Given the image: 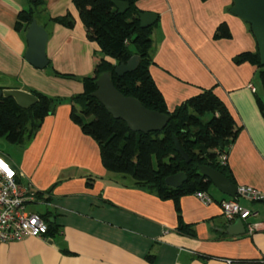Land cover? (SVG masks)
<instances>
[{"label":"crops","instance_id":"obj_1","mask_svg":"<svg viewBox=\"0 0 264 264\" xmlns=\"http://www.w3.org/2000/svg\"><path fill=\"white\" fill-rule=\"evenodd\" d=\"M42 1L34 20L48 33L52 67L44 70L26 60L29 29H15L19 13L34 9L32 2L0 0V88L63 102L23 144L0 137V158L17 170L21 185L37 192L27 212L47 215L57 232L0 242V264H264V201L231 198L212 186L209 205L195 193L183 196L180 218L172 200L104 167L98 143L70 117V99L83 92L80 79L93 75L100 48L88 40L73 0ZM136 6L159 18L150 72L169 110L214 89L240 130L228 153L234 183L264 196V117L258 107L264 91L255 65L234 62L241 53L257 52L258 44L249 24L231 13L234 0H140ZM68 13L76 19L74 29L50 21ZM222 23L229 39L214 38ZM54 70L76 79L56 77ZM230 199L253 213L240 236L227 233L235 221L225 219L221 203ZM181 223L194 236L179 232Z\"/></svg>","mask_w":264,"mask_h":264},{"label":"trees","instance_id":"obj_2","mask_svg":"<svg viewBox=\"0 0 264 264\" xmlns=\"http://www.w3.org/2000/svg\"><path fill=\"white\" fill-rule=\"evenodd\" d=\"M119 1L129 4L125 14L118 12L112 0H73L88 40L99 46L102 56L93 75L80 79L84 90L71 97L70 117L85 135L98 143L102 163L108 171L130 176L139 187L155 191L162 200H172L181 218L180 199L197 192L209 194L213 186L200 174L201 166L217 170L236 185L228 164H222L221 157L228 156L240 130L230 109L214 89L202 90L175 110H169L150 72L153 65L152 34L159 20L154 26L143 29L139 15L144 12L136 6L140 0ZM31 2L34 9L23 10L17 16L15 29L19 32L29 29L35 18V9L43 4L42 0ZM50 21L67 29L76 26V19L70 13L51 18ZM249 28L251 31L250 25ZM230 37L228 25L222 23L214 38ZM133 56L139 57L137 69L119 77L115 72L116 67L126 64ZM234 62L255 65L264 91V66L259 49L255 53L239 54ZM49 67H52L50 63ZM105 73L110 75L114 86L123 95L137 99L149 110L168 115L170 122L165 130L150 134L135 133L123 120L115 119L91 96L97 90L96 81ZM53 74L60 78L76 79L74 75L61 74L56 70ZM31 93L38 98V103L29 109L21 108L11 97L0 98V137L11 144H23L32 139L44 120L53 115L56 106L63 102L36 91ZM258 107L264 117V96H258ZM206 116L211 118L207 122ZM175 141L190 157L189 164L178 152ZM179 173H185L188 181L179 188L168 185L167 179ZM41 216L48 224V235H54L57 227L47 215ZM178 231L194 236L192 229L183 223Z\"/></svg>","mask_w":264,"mask_h":264},{"label":"water","instance_id":"obj_3","mask_svg":"<svg viewBox=\"0 0 264 264\" xmlns=\"http://www.w3.org/2000/svg\"><path fill=\"white\" fill-rule=\"evenodd\" d=\"M112 3L120 14H125L129 8V4L126 2L112 0ZM231 13L250 25L252 33L257 40L261 64L264 66V0H234V7ZM139 18L143 29L154 26L158 20V16L152 13H142ZM26 39L28 42L26 60L37 69H46L50 63L46 54L48 33L33 20ZM138 64L139 57L133 56L126 64L118 65L115 72L119 77H122L127 73L134 72ZM96 84L97 90L91 96L96 98L115 119L123 120L131 131L144 134L162 132L170 122L168 115L149 110L137 99L123 95L114 86L108 73L103 74L96 81ZM1 97L15 99L23 109H29L38 103L36 96L21 90H0ZM175 144L182 158L189 164L191 162L190 157L184 152L178 141H175ZM199 171L222 194L231 198L237 197L238 186L230 183L223 174L208 166H201ZM187 181V175L179 173L169 177L166 182L171 187L179 188ZM227 233L236 236L245 234L244 221L241 219L236 220L227 228Z\"/></svg>","mask_w":264,"mask_h":264},{"label":"built area","instance_id":"obj_4","mask_svg":"<svg viewBox=\"0 0 264 264\" xmlns=\"http://www.w3.org/2000/svg\"><path fill=\"white\" fill-rule=\"evenodd\" d=\"M255 91V90H254ZM222 164H227L228 156L221 157ZM0 242L12 243L25 238H47L48 224L36 213H28V203L37 199V192L28 186L21 185L17 170L4 158H0ZM205 205L213 202L212 197L205 192L195 193ZM237 197H247L262 201L264 196L251 187H239ZM223 215L228 222L247 220L253 213L241 206L237 199L221 203ZM227 264H246L228 260Z\"/></svg>","mask_w":264,"mask_h":264},{"label":"rangeland","instance_id":"obj_5","mask_svg":"<svg viewBox=\"0 0 264 264\" xmlns=\"http://www.w3.org/2000/svg\"><path fill=\"white\" fill-rule=\"evenodd\" d=\"M29 1L31 2V0H29ZM32 1H33V0H32ZM36 17H37V18H41V17L38 16L37 14H36ZM39 21H41V20H39ZM209 119H211L210 116H206V118H205V122H207ZM118 175H119V174H118ZM121 175H122V174H121ZM129 178H130V176H129ZM130 179H131V178H130ZM213 187H214V186H213ZM214 190H215V187L211 189L212 192H214ZM35 207H38V208H36L35 211H38V212L44 214V211H45V208H44V207H42V208L39 207V206H35ZM35 207H34V209H35Z\"/></svg>","mask_w":264,"mask_h":264},{"label":"snow or ice","instance_id":"obj_6","mask_svg":"<svg viewBox=\"0 0 264 264\" xmlns=\"http://www.w3.org/2000/svg\"><path fill=\"white\" fill-rule=\"evenodd\" d=\"M0 167H4L2 164H0Z\"/></svg>","mask_w":264,"mask_h":264}]
</instances>
